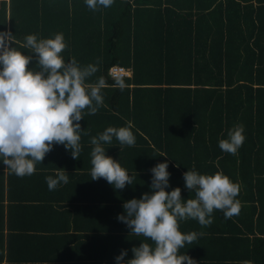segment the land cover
Here are the masks:
<instances>
[{
    "label": "trees",
    "instance_id": "1",
    "mask_svg": "<svg viewBox=\"0 0 264 264\" xmlns=\"http://www.w3.org/2000/svg\"><path fill=\"white\" fill-rule=\"evenodd\" d=\"M0 30H10L18 48L29 34L62 32L65 61L97 65L90 82L104 77L108 84L102 117L134 126L135 145L123 147H130L126 169L137 182L164 160L167 190L180 187L187 198L195 196L184 187L188 169L222 171L237 182L239 213L225 218L215 209L220 228L212 235L225 246H246L240 263L264 264V0H115L96 11L84 0H3ZM114 67L131 74L114 79ZM238 124L242 147L222 151L219 140ZM108 200L114 214L125 201ZM5 225L3 218L1 233Z\"/></svg>",
    "mask_w": 264,
    "mask_h": 264
},
{
    "label": "clouds",
    "instance_id": "2",
    "mask_svg": "<svg viewBox=\"0 0 264 264\" xmlns=\"http://www.w3.org/2000/svg\"><path fill=\"white\" fill-rule=\"evenodd\" d=\"M115 0H84L93 11L110 7ZM10 30H0V164L19 177L31 176L36 164L42 163L55 145H63L77 159L82 145L80 121L84 111L94 115L103 105L102 89L108 86L104 77L95 83L89 81L97 71L96 64L81 65L75 57L65 61L67 48L64 34L41 38L37 34L25 37L21 47L16 46ZM21 48L27 51L21 50ZM123 89V80L114 81ZM133 124L108 126L91 137V180L105 179L114 190H123L134 184L135 176L122 167L120 158L107 155L106 144L115 138L119 145L134 146L136 135ZM244 126L238 124L219 140V148L236 154L246 137ZM165 156V155H161ZM167 157V156H166ZM169 162L157 163L149 171V191L122 204L123 212L117 220L124 223L135 236L152 241H141L139 246L122 249L114 257V264H197L181 249L191 244L202 233L182 232L180 222L195 219L202 226L213 222L215 209L225 218L238 214L237 198L240 186L222 171L202 174L195 168L183 174L184 187L195 192L194 198H183L181 188L170 191ZM137 173V172H136ZM138 174V173H137ZM50 191L69 182V174L58 168L54 176L45 177Z\"/></svg>",
    "mask_w": 264,
    "mask_h": 264
},
{
    "label": "crops",
    "instance_id": "3",
    "mask_svg": "<svg viewBox=\"0 0 264 264\" xmlns=\"http://www.w3.org/2000/svg\"><path fill=\"white\" fill-rule=\"evenodd\" d=\"M98 71L89 81L96 78ZM80 123L85 130L81 133L82 150L77 159L63 145H55L42 163L36 164V172L31 176H16L0 164V226L3 218L6 224L3 233L0 230V257L4 255L0 264H114V257L122 249L129 250L125 257L128 259L133 246H139L141 241L152 243L131 234L117 220V215L123 212V203L114 214L115 206L108 200L112 195L113 199L139 198L149 191L151 175L140 183L134 180L133 188L126 186L123 190H114L103 178L91 180V137L115 125L102 117V106L94 115L85 109ZM105 148L107 155L120 158L122 167L126 168L130 147L126 151L113 138ZM58 168L67 171L69 182L50 191L45 177L54 176ZM181 195L187 199L185 191ZM218 228L214 222L202 226L195 219L181 221L182 232L202 233L197 240L186 244L181 253L187 252L197 264H242L239 259L246 256L247 247L222 245L212 235L213 229Z\"/></svg>",
    "mask_w": 264,
    "mask_h": 264
},
{
    "label": "built area",
    "instance_id": "4",
    "mask_svg": "<svg viewBox=\"0 0 264 264\" xmlns=\"http://www.w3.org/2000/svg\"><path fill=\"white\" fill-rule=\"evenodd\" d=\"M3 0H0V3L2 2ZM8 1V0H7ZM131 73L124 69V68H121V67H114L110 70V75L114 78V79H122V78H125L127 76H129Z\"/></svg>",
    "mask_w": 264,
    "mask_h": 264
}]
</instances>
